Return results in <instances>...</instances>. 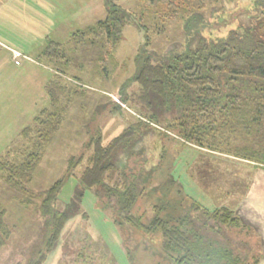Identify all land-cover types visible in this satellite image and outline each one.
I'll return each instance as SVG.
<instances>
[{
  "label": "rangeland",
  "instance_id": "obj_1",
  "mask_svg": "<svg viewBox=\"0 0 264 264\" xmlns=\"http://www.w3.org/2000/svg\"><path fill=\"white\" fill-rule=\"evenodd\" d=\"M141 1L112 0L133 14L125 19L117 45L110 49L108 56H103L105 62L95 60L93 49L67 50L70 64L65 68L66 73L85 84L80 83L83 92L73 96L58 131L44 151L29 184L32 190L44 189L61 177L68 157L80 151L92 130L107 142L135 120L140 107L132 102L130 94L138 88L132 75L142 49L159 54L187 52L188 47L194 49L202 40H214L231 30L254 26L264 11V0H194V4L183 0L174 8L178 11L174 17L162 18L159 14L170 13V7ZM105 14V0H10L2 7L0 153L17 137L18 133L10 137L16 125L21 128L27 123L20 124L22 119L16 120L14 114L16 106L24 103L22 88L16 89L14 78L19 77L28 64L39 67L42 75L53 72L51 66L39 60L47 39L67 46L74 29L84 28ZM146 33L149 44L143 47ZM1 42L24 53L30 60L24 55L13 60ZM115 101L120 102V108L113 109ZM146 122H142L134 141L113 155L121 167H132V163L140 167L136 184L141 190L139 205L144 210L145 220L157 214L187 213L194 204L208 208L228 206L250 226L252 237L255 233V252L259 255L258 262H262L264 204L252 199L243 202V198L253 195L264 199V169L185 143L165 129V121H159L162 126ZM79 168L65 177L58 192L56 206L66 211L68 218L44 264H166L149 234L127 221L116 220L112 207L102 206L94 189L78 184L75 173ZM248 203L254 209L248 210ZM0 205L11 229L9 238L0 247V264L23 262L29 245L40 234L41 219L21 205L17 192L1 180ZM254 254L252 252L249 259H253Z\"/></svg>",
  "mask_w": 264,
  "mask_h": 264
},
{
  "label": "trees",
  "instance_id": "obj_2",
  "mask_svg": "<svg viewBox=\"0 0 264 264\" xmlns=\"http://www.w3.org/2000/svg\"><path fill=\"white\" fill-rule=\"evenodd\" d=\"M145 1L170 7V13L158 14L172 18L178 13L174 8L183 0ZM105 10L103 18L74 29L67 46L47 39L39 60L56 70L44 85L48 102L0 153V180L17 192L21 205L41 219L38 238L29 245L23 262L15 264H44L68 218V213L56 206L58 192L65 177L78 166V184L94 189L98 202L112 207L116 220L127 221L149 234L166 264H257L254 234L250 235V226L228 206L194 204L187 213L157 214L146 221L139 205L141 190L136 184L140 167L133 163L132 167H121L113 155L134 141L143 121L159 126V121H165V129L185 143L264 169V11L254 26L202 40L194 49L188 47L187 52L159 54L142 49L132 75L138 88L130 94L132 102L140 107L135 120L107 142L92 130L80 151L68 157L61 177L41 190L29 186L73 96L83 92V81L66 73L70 64L67 50L93 49L95 60L105 62L103 56L117 45L125 19L133 14L112 0H105ZM144 37L142 46L146 47L149 34ZM116 104L113 109L121 107L119 101ZM10 234L0 205V247ZM252 252L253 259H249Z\"/></svg>",
  "mask_w": 264,
  "mask_h": 264
},
{
  "label": "crops",
  "instance_id": "obj_3",
  "mask_svg": "<svg viewBox=\"0 0 264 264\" xmlns=\"http://www.w3.org/2000/svg\"><path fill=\"white\" fill-rule=\"evenodd\" d=\"M9 2H10V0H0V11H1L2 7L5 5L7 6ZM2 45L6 48V50L9 51V53H11V57L13 60H16L17 59L16 57L19 55L20 56L24 55V53H20L19 50L15 49V48H10L9 46L7 47V46H5L4 43H2ZM24 56L26 59L30 60V58L27 55H24ZM15 63H17V62H15ZM30 65L31 64H28L25 69H22L23 71L20 74V76L14 78V83L12 82L13 84H15L14 86L16 87L17 90H19V88H22V90L20 89V92L23 94V102L24 103L20 107L16 106L15 113H14L16 120L22 119L20 124H22L24 122L28 123L33 118V116L45 104H47L48 95L45 91L44 85L47 82V80L56 72V70L52 67L53 72L50 71L49 73L42 75L41 69L39 67L35 68V67L30 66ZM42 91H43V93H42ZM41 95H43V96H41ZM41 102L42 103L46 102V103L43 106L39 107L38 104H40ZM13 106H15L14 101H13ZM23 106H25V107H23ZM20 126L21 125H16V127L14 129V133L10 135L11 138L14 137L24 125L21 128H20ZM1 135H4V134H1ZM243 199H244L243 202H245L246 199H252L254 201L263 202V204H264L263 198L255 197L253 195H247ZM246 206H247L248 210L254 209V206L249 204V203L246 204ZM254 235H255V233H254ZM259 264H264V259L262 262L260 261Z\"/></svg>",
  "mask_w": 264,
  "mask_h": 264
}]
</instances>
